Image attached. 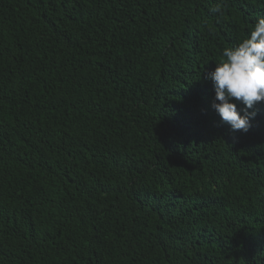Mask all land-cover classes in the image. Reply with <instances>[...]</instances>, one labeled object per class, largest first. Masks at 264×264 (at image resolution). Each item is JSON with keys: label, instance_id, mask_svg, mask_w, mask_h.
<instances>
[{"label": "trees", "instance_id": "trees-1", "mask_svg": "<svg viewBox=\"0 0 264 264\" xmlns=\"http://www.w3.org/2000/svg\"><path fill=\"white\" fill-rule=\"evenodd\" d=\"M261 15L0 0V264H264V101L232 131L206 78Z\"/></svg>", "mask_w": 264, "mask_h": 264}, {"label": "clouds", "instance_id": "clouds-1", "mask_svg": "<svg viewBox=\"0 0 264 264\" xmlns=\"http://www.w3.org/2000/svg\"><path fill=\"white\" fill-rule=\"evenodd\" d=\"M212 11L222 12L220 7ZM222 57L206 76L215 92L211 106L232 131L247 132L256 115L249 110L264 101V15L256 20L246 38L224 48ZM237 102L244 108L238 109Z\"/></svg>", "mask_w": 264, "mask_h": 264}]
</instances>
